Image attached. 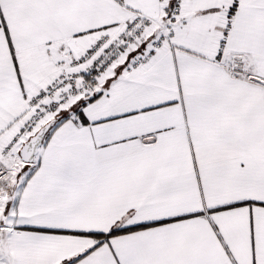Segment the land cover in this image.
Segmentation results:
<instances>
[{"label": "snow or ice", "instance_id": "snow-or-ice-1", "mask_svg": "<svg viewBox=\"0 0 264 264\" xmlns=\"http://www.w3.org/2000/svg\"><path fill=\"white\" fill-rule=\"evenodd\" d=\"M0 264H264V0H0Z\"/></svg>", "mask_w": 264, "mask_h": 264}]
</instances>
